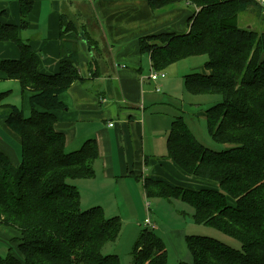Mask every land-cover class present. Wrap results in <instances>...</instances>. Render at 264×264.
<instances>
[{
  "label": "trees",
  "instance_id": "1",
  "mask_svg": "<svg viewBox=\"0 0 264 264\" xmlns=\"http://www.w3.org/2000/svg\"><path fill=\"white\" fill-rule=\"evenodd\" d=\"M35 1L19 0L20 27L0 23V42H13L18 60H0V72L32 92L31 113L16 107L1 114L21 140L18 167L0 153V229L19 234L16 251L9 249L0 264H121L105 255L107 244L120 238V217H107L101 207L81 208V195L71 182L95 177L99 158L95 140L78 151L66 150L65 136L55 128V110L66 109L59 96L79 79L75 45L61 43L59 72H39V60L20 32L28 28ZM153 11L188 4L195 9L189 31L140 40L157 71L186 59L206 56L204 72L185 76L193 95H220L222 102L206 112L209 134L224 146L205 148L183 118H176L167 135V155L176 170L206 189L185 188L159 176L144 181L148 199L177 200L193 209L196 225L213 228L237 240L235 249L205 236H187L190 263L264 264V32L242 27L239 17L255 0H148ZM70 31L66 27L62 35ZM87 46L92 42L84 31ZM82 31L70 39L83 42ZM0 94V101L2 98ZM216 189H212L211 187ZM131 264H168L166 242L145 228L131 253Z\"/></svg>",
  "mask_w": 264,
  "mask_h": 264
},
{
  "label": "crops",
  "instance_id": "2",
  "mask_svg": "<svg viewBox=\"0 0 264 264\" xmlns=\"http://www.w3.org/2000/svg\"><path fill=\"white\" fill-rule=\"evenodd\" d=\"M88 8L87 19L93 20L89 28L86 18L80 21ZM194 11L188 4L153 11L148 0L35 1L28 18L29 26L20 36L36 53L39 72L46 76L59 72L63 41L67 49L75 45L78 53L79 79L59 96L66 109L55 110L53 114L56 130L65 136L67 152L78 151L88 140H95L98 146L95 177L74 181L81 195L82 210L101 207L107 216L135 219L142 224L145 219L140 217L141 213L153 214L144 188L146 177L159 176L179 186L194 181L180 174L166 159L167 135L173 121L151 123L147 113L166 103L156 97L159 80L149 79L150 54L142 52L140 43L146 37L188 33ZM245 14L243 27L264 32V10L259 5L251 6L241 15ZM0 23L20 27L19 0H0ZM66 27L70 31L62 35ZM74 31L88 34L93 44L91 52L79 39H70ZM20 56L15 43L0 42V60H18ZM0 94L3 95L0 153L18 167L21 140L1 114H6L8 107H16L29 115L33 94L29 90L22 91L20 82L3 72H0ZM147 203H150V211ZM153 222L158 229L157 221ZM1 232L5 238L19 236L11 228ZM172 234L178 237L177 233ZM5 243L0 240L3 257L9 249H14L13 245L9 248ZM186 249L183 257L190 261L191 255Z\"/></svg>",
  "mask_w": 264,
  "mask_h": 264
},
{
  "label": "rangeland",
  "instance_id": "3",
  "mask_svg": "<svg viewBox=\"0 0 264 264\" xmlns=\"http://www.w3.org/2000/svg\"><path fill=\"white\" fill-rule=\"evenodd\" d=\"M85 11L86 13H82L83 16L80 21L89 17L90 8L85 9ZM245 16L246 14L239 17L240 25L242 27L244 26L243 18H245ZM86 23L87 28H89L90 24L93 23V20L87 19ZM95 34L97 33L95 32ZM205 62L206 56H198L186 59L166 69L164 71L166 78H160L156 86V89H160V91L157 92L156 97L163 100L166 104H159L155 108L148 110L147 113L150 117L151 123L159 121H169L170 123L176 118H183L197 141L211 151L221 152L225 150V147L224 145L215 142L209 134L206 112L210 108L220 104L222 102V97L220 95H193L185 87V76L188 74L203 72ZM162 82L165 83L164 86H162ZM157 126L159 127L160 125L157 123ZM230 147L231 146H227L226 149H229ZM188 179L192 180L191 178ZM71 183L74 184V182ZM180 186L191 189H200L203 186L208 188L211 185L200 183L198 181L195 183L193 181L184 185L180 184ZM211 188L214 190L216 189L213 186ZM149 200L153 214L151 215L149 212L148 214L144 211L141 213L140 217L145 219L149 215L152 221H157L158 229H154V231L155 234L162 238L167 244L168 264H178L179 261L190 263L192 261L191 256L190 261L185 260L183 257L185 249L187 248V245H184L187 236L211 237L235 249H240L241 244L237 240L225 236L213 228L196 225L192 219L193 209L190 206L177 200H172L171 202L157 198ZM111 215L112 214H108V216H106L109 218ZM122 222L123 227L119 240L115 244H107L103 253L105 255H117L121 264H131V253L141 231L146 227L143 223L139 224L138 220L135 219L122 220ZM2 229L4 228H1L0 231ZM172 233H177L178 237L174 236ZM4 236L5 235L1 232L0 240L3 243H5L6 240L7 244L5 243V245L9 246V248L13 245V250L17 252L15 241H17L19 236H16L15 238H5ZM186 250L189 252L188 248Z\"/></svg>",
  "mask_w": 264,
  "mask_h": 264
},
{
  "label": "built area",
  "instance_id": "4",
  "mask_svg": "<svg viewBox=\"0 0 264 264\" xmlns=\"http://www.w3.org/2000/svg\"><path fill=\"white\" fill-rule=\"evenodd\" d=\"M257 2V4L264 10V0H255ZM151 75L149 77V79L153 82H157L160 78H165L166 74L164 73V71L161 72H157L155 71L152 66H151ZM157 92L160 91V89H156ZM112 126V124L110 125ZM147 210L150 211V203H147ZM143 225L148 228V229H156V225L155 223L152 221L151 217L148 215V217L145 218Z\"/></svg>",
  "mask_w": 264,
  "mask_h": 264
},
{
  "label": "water",
  "instance_id": "5",
  "mask_svg": "<svg viewBox=\"0 0 264 264\" xmlns=\"http://www.w3.org/2000/svg\"><path fill=\"white\" fill-rule=\"evenodd\" d=\"M82 40L85 44H87V39L85 38L84 34L82 33ZM89 51L91 52V47H88Z\"/></svg>",
  "mask_w": 264,
  "mask_h": 264
}]
</instances>
